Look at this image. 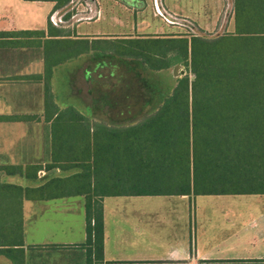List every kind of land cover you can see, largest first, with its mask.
Here are the masks:
<instances>
[{"label":"trees","instance_id":"obj_1","mask_svg":"<svg viewBox=\"0 0 264 264\" xmlns=\"http://www.w3.org/2000/svg\"><path fill=\"white\" fill-rule=\"evenodd\" d=\"M44 1L54 2L56 11L72 0ZM233 6V32L215 39L90 41L68 38L51 22L47 31H0V50L29 48L46 61L50 152L44 167L50 175L39 187L24 188L4 178L39 181L42 164L0 162L1 255L23 263L12 253L23 246L24 199L84 197L87 241L102 249L104 220L97 199L264 194V0H234ZM94 50L140 60L154 71L185 63L195 77L179 78L156 112L131 126L92 122L74 108L51 111L53 67ZM54 170L75 172L58 176ZM108 185L116 188L106 190Z\"/></svg>","mask_w":264,"mask_h":264},{"label":"crops","instance_id":"obj_2","mask_svg":"<svg viewBox=\"0 0 264 264\" xmlns=\"http://www.w3.org/2000/svg\"><path fill=\"white\" fill-rule=\"evenodd\" d=\"M40 1L44 0H34ZM47 2L51 5L49 16L54 13L55 3ZM217 3V0H171L164 1L163 7L171 14L197 19L207 12L206 9L216 7ZM48 16L42 29L14 25L0 28V31H47ZM65 35L72 39L82 37L69 33ZM79 63L77 57L58 65L61 66L59 68L53 67L50 86L53 94V79L56 101L51 102V111L68 108L79 111L76 102L81 100L77 96L67 98L72 75L81 67ZM85 73L88 74L87 71ZM45 86L46 61L39 51L29 48L0 50V118H5L0 120V127L11 126L12 130L44 128L41 139L31 133L0 135L3 146L0 162L24 167L43 165L38 172L39 181L15 175L23 182H9L24 188L39 187L50 175L44 168L50 156ZM57 86L66 90L64 94L58 91ZM62 100L66 103L63 104ZM80 108L79 112L91 121L110 125L104 122V118L98 119L92 107L81 105ZM57 172L61 171L54 170L55 174ZM211 196L240 195L97 199L96 204L102 210L104 220L102 249L87 241L84 197L24 199L23 246L15 247L12 256H18V262L21 260L22 264H264V194L229 200L209 198ZM0 258L8 264H15L10 257L0 254Z\"/></svg>","mask_w":264,"mask_h":264},{"label":"rangeland","instance_id":"obj_3","mask_svg":"<svg viewBox=\"0 0 264 264\" xmlns=\"http://www.w3.org/2000/svg\"><path fill=\"white\" fill-rule=\"evenodd\" d=\"M164 1L171 0H72L66 7L48 16L51 5L47 1L0 0V28H11L15 25L20 28L42 29L46 25L48 16V21L53 26L56 24L60 27L63 34L86 37L90 41L182 35L215 39L233 32L234 0H217L216 7L206 9L207 12L197 19L167 12L163 7ZM78 59L81 67L72 75L67 98L77 96L82 101V103L76 102L79 111L81 105L92 107L98 119L104 118V122L116 128L139 122L151 115L173 92L179 78L189 75L193 80L195 77L185 63L179 64L178 75L174 76L173 70L177 64L168 69L154 71L147 68L140 60L119 58L102 50L91 51ZM182 71L185 73L182 74ZM51 85L54 102L56 95L53 79ZM57 88L61 94L66 91L59 86ZM62 103L66 101L62 100ZM134 117L136 118L133 119ZM12 129L11 126L0 127V135L31 133L38 135L40 139L44 135L42 126ZM0 147H2L0 150L3 149L2 144ZM74 172V170L57 172L56 175L66 176ZM4 180L16 184L23 182L18 176L5 177ZM115 188L113 185H108L105 189ZM252 197L254 196L240 195L209 198L229 200ZM0 264H8V262L0 258Z\"/></svg>","mask_w":264,"mask_h":264},{"label":"water","instance_id":"obj_4","mask_svg":"<svg viewBox=\"0 0 264 264\" xmlns=\"http://www.w3.org/2000/svg\"><path fill=\"white\" fill-rule=\"evenodd\" d=\"M179 68H180V65L177 64V65L175 66L174 70H173V74H174V76H177V75H178V70H179ZM184 73H185V72L182 71V74H184ZM55 172H56V171H55Z\"/></svg>","mask_w":264,"mask_h":264}]
</instances>
